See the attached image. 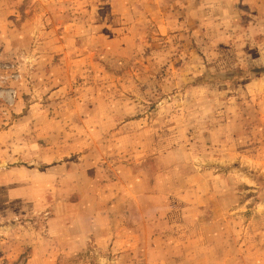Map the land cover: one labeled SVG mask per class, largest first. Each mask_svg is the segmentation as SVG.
<instances>
[{"label": "rangeland", "instance_id": "rangeland-1", "mask_svg": "<svg viewBox=\"0 0 264 264\" xmlns=\"http://www.w3.org/2000/svg\"><path fill=\"white\" fill-rule=\"evenodd\" d=\"M0 264H264V0H0Z\"/></svg>", "mask_w": 264, "mask_h": 264}, {"label": "crops", "instance_id": "crops-1", "mask_svg": "<svg viewBox=\"0 0 264 264\" xmlns=\"http://www.w3.org/2000/svg\"><path fill=\"white\" fill-rule=\"evenodd\" d=\"M54 141H55V140H52V142H54ZM55 142H56V141H55ZM56 143H57V142H56ZM59 143H61V142H59ZM60 152L62 153V152H63V149H61ZM24 153H25V152L20 153L15 159L20 158V156L23 155ZM33 154H34V157H27V158H26V159L29 161V164H30V161H31V163L34 164V165H36V166L40 165V164L42 163V160H40V159L37 160L38 156H36L35 153H33ZM21 158H23V156H21ZM60 158H62V157H60ZM1 159L4 160V158H1ZM59 161H60V162L57 163L58 165L53 166V167L49 166V167H46V168H44V169H39V168H37V167H31V166H30L31 168H29V169H17V170H33V171H31V172H33V174H34V171H35V170H47V171L43 172L44 174H47V175H52V173H54V171H56V172H58V173L60 174V176L63 178V160L60 159ZM52 171H53V172H52ZM62 181H63V179H62Z\"/></svg>", "mask_w": 264, "mask_h": 264}]
</instances>
